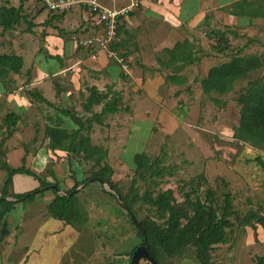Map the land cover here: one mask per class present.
<instances>
[{"label":"rangeland","instance_id":"374dc122","mask_svg":"<svg viewBox=\"0 0 264 264\" xmlns=\"http://www.w3.org/2000/svg\"><path fill=\"white\" fill-rule=\"evenodd\" d=\"M38 1L40 0H36ZM10 2L18 4L19 1ZM17 26L26 27V22L21 21ZM38 30L36 27L35 32H21L15 44L5 48L23 57L25 81L17 84L0 82V96L3 97L0 98V102L4 100V104L7 100L15 99L16 93L37 90L40 93L42 90L48 100L53 102L56 100L55 82H60L62 78L52 76V72L58 69L61 57L53 53L55 50L58 54L59 51L60 54L71 51L75 48L74 41L61 33L59 38L62 41L49 36L44 43V38ZM215 31L226 34L227 42L222 46L228 50L227 55L232 56L240 52L264 57V19L260 20L255 32L250 35L236 31L239 35L235 44L229 43L231 29L223 26L210 33L211 38L215 39V47H217ZM7 40L11 39L7 37ZM64 41L65 45H62ZM207 52L211 51L203 50L202 54ZM263 72L264 67L250 73L247 78L238 80L234 91L226 95L181 93L178 97V94L174 93H160L163 97L162 105L176 110L175 130L167 131L166 134L156 125L155 130L151 132L148 129L150 120H146L138 131L139 137L128 136L129 138L115 146L103 145L110 151L108 161L113 169L111 180L122 195L129 196L137 219H142L148 213L147 206L142 204L137 196L147 188L153 194L171 189L176 201L183 202L186 194H191V198L195 193L204 196L209 187L219 199L224 192H229L236 214L242 215L247 210L254 209L264 216V170L254 161L256 156L264 160V149L252 147L233 137V128L239 119V106L234 101L236 91L242 89L248 79L260 77ZM28 76L41 81L34 86L26 85ZM69 79L64 80L63 86L72 85ZM59 86H62V83H56V87ZM217 97L225 103H215L212 99ZM86 99L87 93L83 92L70 99L71 105H68L69 100L65 102L57 100L56 104L59 108H67L84 119L90 116L83 109ZM33 101L36 105L34 108L21 100L15 101L13 110L18 112L19 118L11 133L3 123L8 110L4 104L0 105V163L7 161L4 149L8 145L24 151L20 158L17 156L15 159L11 158L10 165L18 167L22 164V157L25 158L45 140L43 123L46 116L56 113V109L55 106H49L41 101L38 106L37 99ZM114 103H117L121 112L127 111L122 99L120 101L115 99ZM126 111L120 114L124 115ZM69 122L72 123L70 119ZM143 151L152 159L159 157L158 165L163 169V174L149 176L146 172V178L138 180L131 188L134 178L132 158L135 153ZM80 157L72 155L70 158L66 152H61L60 156L48 159L45 164L35 162L32 163L34 166L30 167L26 158L24 163L51 183L54 180L48 176L47 171H54L56 181L61 190L65 191L73 186L74 178H90L92 172L97 169L88 162L77 165ZM70 159L71 163L73 161L71 166ZM80 167L83 170L81 174L78 171ZM0 175L4 178L5 172L0 170ZM76 189L80 208L86 212L88 219L82 225L68 226L63 232H52L62 225V222L42 211L44 204L54 197L51 189L39 193L33 203H18L7 215L11 234L18 231L23 243L27 245L29 263L32 261V264H129L127 253L134 245H138L140 238L136 225L130 221L126 210L118 201V195L114 190L107 191L103 183L96 180L86 181ZM33 221L38 223L35 229L32 226ZM231 221L234 225L228 231L227 243L218 244L213 249V263L256 264V258L264 255V228L259 224L253 227L236 226L237 220L232 218ZM188 249L190 250L186 252L187 254L177 260V264H199L193 249L191 247ZM139 264H144L143 260Z\"/></svg>","mask_w":264,"mask_h":264},{"label":"crops","instance_id":"0c3cea01","mask_svg":"<svg viewBox=\"0 0 264 264\" xmlns=\"http://www.w3.org/2000/svg\"><path fill=\"white\" fill-rule=\"evenodd\" d=\"M18 1V4H13L10 0H0V5L21 6L22 15H26L33 24L30 32H35L37 27L39 34L44 38V43L49 36H54L53 38L62 41L59 34L64 33V36H69L74 41L73 44L76 48L61 54L60 51L58 54L56 50L54 53L52 52L53 55L61 57L59 60L61 64L58 62V69L52 72V76L62 78V80L60 79L62 82L60 80H58L60 82H55L54 97L56 100L54 102L48 100L42 90V93L35 90L55 107H58L57 100L59 102L69 100L68 105H71L70 99L74 98L77 93H89L88 88L91 87H95L102 93H110L108 98L113 93H118L121 96L122 102L125 104L123 106L125 109L127 108L126 114L121 115L120 109L113 114L110 113L103 118V124H95L91 131V139L95 141L93 143L106 146H115L120 141L129 138L128 136L139 137L138 131L141 130L146 120H150L148 129L151 132L155 130L156 125L158 128L161 127L166 134L167 131L175 130L176 110L162 105L163 97L160 93H174L178 94V97L181 93H203L200 85L201 79L207 75L212 66L221 64L230 58V55H227L228 50L216 51V42L214 38H211L210 33L227 26L231 29L229 43L235 44L236 37L239 35L236 31L250 35L255 32L260 20L264 19V0H143L137 8L121 19L117 37L111 45V49L126 58L129 72L125 73L115 60L108 57L104 50L95 52L96 56L92 58L88 49L79 47L72 39L73 35L87 38L97 36L101 32L96 15L90 12L85 4H74L67 11L54 13L48 11L40 1ZM97 1L105 7L115 9L125 7L129 3V0ZM240 1H246L243 8L240 10L236 8L237 13L231 12L233 4ZM255 8L259 10L257 14L254 13ZM20 22L5 32H2L0 28V53H13L5 48L15 44L21 32L29 31L27 23L26 27L19 28L17 25ZM7 37L11 40H7ZM183 41L188 42L183 49L176 50L175 53L167 51ZM62 45H65V41ZM203 50L211 52L202 54ZM183 51L189 52L190 56L184 55ZM167 75H171V80H167ZM23 77L25 75L22 66L19 73H10L5 82L23 83L25 81ZM68 78L72 85L70 87L63 86L64 80ZM40 81L28 76L26 85L33 84L34 86ZM56 83H62L63 87L57 88ZM0 98L3 97L0 96ZM17 100L25 102L28 106L32 105V108L36 106L33 101L35 99L31 98L28 93H16L15 99L7 100L5 104L3 100L0 105L4 104L8 112H16L13 109ZM39 104L41 103L38 101V106ZM96 107L94 111L99 112L102 105H96ZM16 113L18 114V112ZM50 117L55 122L59 120L62 126L69 128L74 125L69 122V118L61 119V116L56 112L46 116L43 123L44 128L46 124L50 123ZM154 122L156 123L153 124ZM95 134L97 135L95 136ZM46 143V139L41 141L39 147L34 148L26 155L25 158L30 167H33L35 162L45 164L48 159L55 156L47 148ZM4 150L9 164L11 158L15 159V156L20 158L24 153L23 149H13L9 145ZM108 154L110 156L109 150ZM4 178L0 175V185ZM31 178L25 174H15L12 178L13 192L20 193L38 187V182ZM46 205L47 203L42 208L44 213ZM37 224L36 221H33L34 229ZM60 226L52 232H63L69 225L62 223ZM26 248L27 245L23 243L21 234L18 231L11 234L9 230V235L0 243V264H32V261L29 263L30 254ZM143 262L148 264L144 260Z\"/></svg>","mask_w":264,"mask_h":264},{"label":"trees","instance_id":"16d2710c","mask_svg":"<svg viewBox=\"0 0 264 264\" xmlns=\"http://www.w3.org/2000/svg\"><path fill=\"white\" fill-rule=\"evenodd\" d=\"M246 1L234 3L231 12H238L236 8H243ZM233 9V10H232ZM236 9V10H235ZM22 7L12 5H0V28L2 32L12 29L18 22L24 20L27 23V30H31L33 24L22 15ZM257 8L254 13H258ZM119 28V27H118ZM217 51L224 52L227 38L222 31H217ZM187 41L177 43L168 52L175 53L176 50L183 49ZM80 47V46H79ZM112 48V47H111ZM183 54L190 56L189 52ZM193 61V59H191ZM23 66V59L14 53H0V82L6 83V78L10 73H19ZM264 67V57L256 54H241L240 52L230 56V58L216 66H212L207 75L201 79L200 85L204 94L226 95L234 91L235 83L247 78L250 73ZM167 80H171V75H167ZM87 99L84 103V111L90 116L81 119L67 108L54 107L38 91H30L28 94L38 101L56 109L61 119L69 118L74 124L73 127L62 126V123L53 121L44 128V139L47 140V148L60 156L61 152H66L71 158L72 155L81 156L78 164L88 162L96 170L92 172V177L79 179L74 178L73 186L65 190L66 194L58 193L52 185L60 189L57 177L52 170H48V176L54 182L45 179L41 174L36 173L32 168L25 166V158L22 157V164L12 167L7 161L0 163V170L5 172V178L0 185V243L9 235L7 215L18 203H31L36 196L45 189H51L54 197L46 205V214L69 226L84 224L88 219L86 212L80 208L77 191L80 184L89 180H96L106 183L120 198L121 206L127 212L130 221L136 225L140 241L138 245L144 244L145 240L157 262V264H177L180 257H184L191 247L199 264L213 263L212 252L218 244L228 241V231L234 225L232 218L237 220L236 226L253 227L259 224L264 228V216L257 210L249 209L242 215L236 214L232 196L229 192H224L221 199L216 197L211 188H207L204 196L195 193L185 195L183 202H177L171 189H167L157 194H153L148 188L141 195H137L139 201L147 206V214L142 219H137V214L133 204L130 203L129 196L122 195L120 190L111 180L113 169L108 161V149L103 145L93 143L91 131L93 124H103V118L107 114L115 113L119 110L117 101L121 100L118 93H102L95 87L88 88ZM217 104H224L218 97L212 99ZM234 101L239 106L238 124L233 128V137L241 142L248 143L252 147L264 149V72L260 77L248 79L246 85L236 91ZM102 105L99 112L94 111V106ZM19 115L10 111L3 118V123L11 133L15 128ZM73 161L75 159L73 158ZM72 161V163H73ZM254 161L264 170V160L256 156ZM159 157L150 158L146 152H137L133 155L132 164L134 178L131 182L133 188L140 179H145L146 172L149 176H161L163 169L158 165ZM70 159V166H71ZM71 169H73L71 167ZM74 171H77L73 169ZM79 173L83 172L82 167ZM15 174H25L38 182V187L20 193L13 192L12 178ZM73 178V177H72ZM7 198H11L8 200ZM134 216L136 223L132 221ZM134 245L127 253L130 261L132 252L138 246ZM256 264H264V255L256 258Z\"/></svg>","mask_w":264,"mask_h":264},{"label":"built area","instance_id":"2783aa9c","mask_svg":"<svg viewBox=\"0 0 264 264\" xmlns=\"http://www.w3.org/2000/svg\"><path fill=\"white\" fill-rule=\"evenodd\" d=\"M143 0H129V3L120 9L108 8L101 5L97 0H40L50 12H64L73 7L74 4H85L89 10L96 15L100 24L101 32L97 36L81 38L72 36L78 46L88 49L91 57L96 56L95 52L104 50L108 57L115 60L125 72H129V64L126 58L111 49L114 43L121 19L130 11L137 8ZM152 1V0H148Z\"/></svg>","mask_w":264,"mask_h":264},{"label":"water","instance_id":"95a60500","mask_svg":"<svg viewBox=\"0 0 264 264\" xmlns=\"http://www.w3.org/2000/svg\"><path fill=\"white\" fill-rule=\"evenodd\" d=\"M105 189L109 192H112V189L110 188L109 185H107L106 183H103ZM52 188L56 189L58 193L61 194H66L65 191H62L60 189L56 188V185H52ZM77 189H74V192H76ZM8 200H11V198H7ZM118 201L121 202L120 198L117 197ZM132 221H134L135 223L137 222L136 219L134 218V216H131ZM141 260L146 261L148 264H157L146 240L144 244L138 245L134 251L132 252L129 264H139V262Z\"/></svg>","mask_w":264,"mask_h":264}]
</instances>
